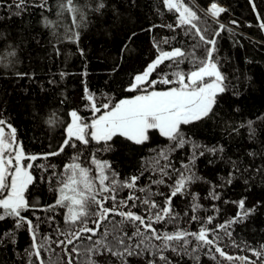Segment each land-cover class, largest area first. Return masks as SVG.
Segmentation results:
<instances>
[{"label": "trees", "instance_id": "trees-1", "mask_svg": "<svg viewBox=\"0 0 264 264\" xmlns=\"http://www.w3.org/2000/svg\"><path fill=\"white\" fill-rule=\"evenodd\" d=\"M62 2L25 0L24 6L17 8L19 0H0V120L6 122V132L8 125L16 129V141L26 156L38 157L30 161L34 164L29 169L33 184L26 191L30 207L22 215L33 224H40L37 243L50 237L37 259L28 255L33 250L27 226L16 228L14 218L0 221V264H89L90 260L94 264H264V257L253 255L250 250H260L264 245V30L259 27L264 22V0H183L197 13L199 19L195 23L204 30L203 34L216 38L214 59L225 77L226 89L218 95L209 117L181 126L184 139L189 141L183 147H176L177 141L161 136L158 130H149V139L140 145L124 137H114L107 146L105 142L90 140L85 146L73 141L76 148L67 147L52 156L47 154L59 152L67 138L73 110L90 122L92 103L98 107L104 103L114 105L141 91L128 89L135 75L158 55L154 43H160L166 51L179 47L198 60L205 58L209 47L201 44L193 48L198 41L195 30L189 32L187 25L175 27L178 14L169 11L163 0H74L79 9L75 22L73 14L61 13ZM211 2L225 6L226 11L218 18L225 24L203 12L202 8ZM41 3L43 7L39 6ZM101 4L103 7H99ZM169 24L174 27H166ZM164 39L169 43L163 44ZM170 63L159 66L150 79L158 80L166 73L173 78L171 73L177 69L168 67ZM179 70L187 73L195 70V65L189 58L179 65ZM171 86L174 85L158 83L150 90ZM85 88L93 94L94 101L85 98ZM193 144L199 147L194 150ZM213 148L217 151H209ZM161 152L167 160L160 156ZM77 155L82 166L93 169V176L95 166L91 160L95 156L108 162V175L114 173L118 181L137 177L135 188H124L116 194L117 201L127 199L130 193L135 195L139 198L136 207H131L133 202L129 201L127 207L117 210H131L145 218L161 210L181 173L194 174L184 192L172 198L171 222L153 223V227L159 233L177 229L196 232L203 224L214 230L209 238L218 236L216 244L227 255L247 257L248 261H229L215 252L214 246L199 247L191 237L188 245L173 242V251L172 246L164 247L162 240L151 237V232L143 227L141 232L148 239L140 244L141 237L127 238L135 227L130 223L121 225V217L115 214L101 221L99 227L94 215L87 217V227L96 229V234L83 233L67 244L71 233L82 225L65 223L66 208L49 210L48 206L58 198L65 165ZM186 164L188 169L184 168ZM161 167L168 175L161 174ZM161 179L164 183H153ZM141 188L145 191H139ZM149 193L155 194L150 199L159 205L151 213L147 205L140 203L149 198ZM241 200L243 210L239 207ZM193 203L200 206L195 212ZM106 207H112L111 200ZM253 208L246 218L228 224L238 212ZM193 215L199 219L193 221ZM209 216L213 217L211 223L207 222ZM220 224L226 228H218ZM114 227L118 229L115 233ZM106 229L111 233L106 240L113 250H117V245L112 235L127 233L119 250L123 252L128 247L138 254L117 257L100 245L93 247ZM60 240L65 243L58 245ZM72 248L78 251L72 252ZM89 248H93L91 253ZM161 253L166 260L160 259Z\"/></svg>", "mask_w": 264, "mask_h": 264}, {"label": "snow or ice", "instance_id": "snow-or-ice-1", "mask_svg": "<svg viewBox=\"0 0 264 264\" xmlns=\"http://www.w3.org/2000/svg\"><path fill=\"white\" fill-rule=\"evenodd\" d=\"M44 2L46 3V0ZM24 4L25 0H19L16 7L22 8ZM163 4L169 11H174L178 14L175 27L187 25L189 26V32L193 29L195 30V36L198 37V41L193 44L194 49L201 44L209 46L206 48L205 58L198 60L194 54L186 53L179 47L173 48L170 51L162 50L160 43H154L158 55L147 64L142 73L135 75L134 81L128 89L129 91H134L143 88V93L131 98L121 99L114 105L104 103L101 106L103 108L102 112L101 107H98L96 103H92L90 110L93 113V118L90 123L85 121L77 111L73 110L70 113L71 123L68 124L66 129L67 138L64 139L59 152H52L47 155H59L67 147L76 148L77 145L73 141L85 146L89 144L90 140L97 143L105 142L107 146V142L112 141L114 137H124L128 141L140 145L149 139V130H158L161 136L171 141H177L176 147H183L189 141L184 139L180 131L181 126L201 121L213 113L218 95L226 90L224 85L225 77L214 59L216 38L209 39L203 34L204 30L199 28L195 23L199 19L197 13L184 4L183 0H163ZM39 6L43 7L44 3H41ZM99 7H103V5L101 4ZM60 8L61 13L68 12L73 14V21L75 22V14L79 9L75 6L74 0H63ZM225 11V8L218 6L215 2L207 9V12L212 17H218ZM166 27L173 28L174 26L169 24ZM259 27L264 30V22H261ZM220 28L223 29L224 25H220ZM218 35L219 32L216 33V36ZM162 43L168 44L169 41L164 39ZM189 58L191 63L195 65V70L187 73L179 70V65ZM166 61L171 62L167 65L168 67H175L177 69L171 73V77L173 78H169V75L166 73L158 80L150 79V76ZM158 83L175 86L161 91L150 90L151 86H155ZM85 98L88 101H94L95 99L87 88H85ZM5 123L4 120H0V221L14 218L16 228H22L26 225L27 230L31 234V248L33 250L28 255L40 259V248L44 246V243L49 241L50 237H45L44 243H37L40 224H33L31 219L22 215L30 207L29 201L26 199V191L29 185L33 184V175L29 169H32L34 164L30 163V161H36L38 157L35 155H25L22 146L16 141V129L8 125L9 131L6 132ZM198 147V145L193 144L194 150ZM222 150L220 149V151ZM209 151L215 152L217 149L213 148L209 149ZM200 154L203 155V153ZM160 156L165 160L168 158L163 152L160 153ZM42 158L46 159L47 156ZM192 159H195V155ZM78 161L79 156L77 155L72 158V163L65 165V178L61 181L58 188V198L55 200L54 205L48 206L49 210L57 206L66 208L67 212L64 215L65 223L73 226L77 223L82 225L79 230L71 233V239L67 240V244L71 245L73 240L81 238L83 233L91 232L93 235L96 234V229L87 227V217L94 215L96 217L94 223L99 227L101 221L107 220L110 214H115L121 217V225L130 223L135 227L132 236L127 238L131 240L132 237H141L140 244H144V240L148 239L141 232V227H143L151 232V237H154L156 240H162L164 247L172 246L173 251L176 250L173 242L188 245L190 243L189 237H191L197 242L199 247L214 246L215 252L229 261L236 259L248 261L247 257L227 255L216 244V241L219 239L218 236L213 235L211 239L209 238V233L214 232V230L207 228L203 224L196 232L177 229L171 233H159L153 227V223L158 224L165 220L171 222L173 218V210L171 208L172 198L184 192L187 183L194 179V174L184 175L181 173L161 210L145 218L131 210H117L118 208L127 207L129 201L133 202L131 207H136L135 202L139 198L135 195L130 193L127 199L117 201L116 194L124 188H135L137 177L133 176L130 181L120 182L115 178L114 173L112 176L108 175L111 168L108 162L99 161L95 156L91 160L92 165L95 166V175L93 176L91 175L93 169L82 166ZM165 167L168 166L166 165ZM165 167H161L159 171L162 175L166 176L168 173L165 171ZM184 168L188 169L189 165H184ZM153 183L161 184L164 181L161 179L153 181ZM139 191L144 192L145 189L141 188ZM152 195L155 194L149 193V198L140 200L141 204L148 206L147 210L150 213L152 209L159 207L155 201L150 199ZM109 200L112 201V207H106V203ZM199 207V204L193 203L192 211H197ZM239 207L241 210L244 209L243 200L239 202ZM91 208H95L96 210L91 212L89 211ZM254 210L253 208L238 212L235 220L228 221V224L246 218ZM48 219L51 220L52 217ZM198 219V216H192L193 221ZM212 220L213 217L209 216L207 222L211 223ZM217 227L225 229L226 225L220 224ZM117 231L118 229L115 227L112 230L113 233ZM60 234L65 235L64 232ZM110 234L106 229L103 233V238L95 241L93 247L100 245L106 248L111 255L117 257H123L125 253L128 256L138 254L128 247H124L123 252L119 250V246H123L125 243L127 233L124 236L118 234L112 235V240L117 245V250H113L111 243L106 240ZM227 235L231 236V233H227ZM88 239L91 240L92 237L89 236ZM64 243V240L57 242L58 245H63ZM137 246L139 247V245ZM145 247L147 248L148 245H145ZM250 250L253 252V255L264 257V245L261 246L260 250ZM71 251L76 252L78 250L72 248ZM92 251L93 248L88 249L89 253ZM160 259L166 260L167 258L161 253ZM41 264H43V261H41ZM69 264H71V261H69ZM89 264H94V261L90 260ZM149 264H152V262L149 261ZM250 264H256V262L251 261Z\"/></svg>", "mask_w": 264, "mask_h": 264}, {"label": "rangeland", "instance_id": "rangeland-1", "mask_svg": "<svg viewBox=\"0 0 264 264\" xmlns=\"http://www.w3.org/2000/svg\"><path fill=\"white\" fill-rule=\"evenodd\" d=\"M220 6H224V5H220ZM225 8V7H224ZM208 17H210L209 16V14L208 13H205ZM145 70V69H144ZM175 86V85H174ZM171 87H173V86H171ZM151 90H157V91H161V90H159V89H151ZM166 90V89H165ZM143 91H144V89L143 88H141V91L138 93V94H142L143 93ZM138 94H136V95H138ZM70 118H71V116H70ZM90 123V122H89ZM18 143V142H17Z\"/></svg>", "mask_w": 264, "mask_h": 264}, {"label": "built area", "instance_id": "built-area-1", "mask_svg": "<svg viewBox=\"0 0 264 264\" xmlns=\"http://www.w3.org/2000/svg\"><path fill=\"white\" fill-rule=\"evenodd\" d=\"M218 6H220V5H218ZM207 8L206 9H203V11L205 12V13H208L207 12V9L210 7V5H208V6H206ZM220 7H223V6H220ZM209 14V13H208ZM210 15V14H209ZM211 16V15H210ZM213 18H215V17H213Z\"/></svg>", "mask_w": 264, "mask_h": 264}, {"label": "water", "instance_id": "water-1", "mask_svg": "<svg viewBox=\"0 0 264 264\" xmlns=\"http://www.w3.org/2000/svg\"><path fill=\"white\" fill-rule=\"evenodd\" d=\"M242 262V261H241ZM242 264V263H241Z\"/></svg>", "mask_w": 264, "mask_h": 264}]
</instances>
